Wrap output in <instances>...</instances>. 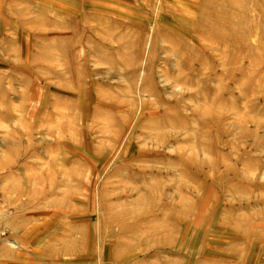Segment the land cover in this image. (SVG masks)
<instances>
[{
  "label": "rangeland",
  "instance_id": "obj_1",
  "mask_svg": "<svg viewBox=\"0 0 264 264\" xmlns=\"http://www.w3.org/2000/svg\"><path fill=\"white\" fill-rule=\"evenodd\" d=\"M4 187L96 264H264V0H0Z\"/></svg>",
  "mask_w": 264,
  "mask_h": 264
},
{
  "label": "crops",
  "instance_id": "obj_2",
  "mask_svg": "<svg viewBox=\"0 0 264 264\" xmlns=\"http://www.w3.org/2000/svg\"><path fill=\"white\" fill-rule=\"evenodd\" d=\"M14 195L5 187L0 192V217L8 235L0 243V264H96V255L86 260L82 244L70 246L68 219L53 221L50 212L30 209Z\"/></svg>",
  "mask_w": 264,
  "mask_h": 264
},
{
  "label": "built area",
  "instance_id": "obj_3",
  "mask_svg": "<svg viewBox=\"0 0 264 264\" xmlns=\"http://www.w3.org/2000/svg\"><path fill=\"white\" fill-rule=\"evenodd\" d=\"M7 234V231L4 229L3 224H2V220L0 217V240H2Z\"/></svg>",
  "mask_w": 264,
  "mask_h": 264
},
{
  "label": "bare ground",
  "instance_id": "obj_4",
  "mask_svg": "<svg viewBox=\"0 0 264 264\" xmlns=\"http://www.w3.org/2000/svg\"><path fill=\"white\" fill-rule=\"evenodd\" d=\"M3 224V223H2ZM2 240H0V242H1Z\"/></svg>",
  "mask_w": 264,
  "mask_h": 264
}]
</instances>
